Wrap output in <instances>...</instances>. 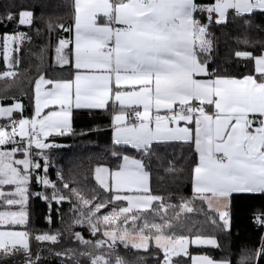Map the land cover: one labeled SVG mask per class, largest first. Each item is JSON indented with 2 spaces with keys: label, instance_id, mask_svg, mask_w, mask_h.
Here are the masks:
<instances>
[{
  "label": "snow or ice",
  "instance_id": "snow-or-ice-1",
  "mask_svg": "<svg viewBox=\"0 0 264 264\" xmlns=\"http://www.w3.org/2000/svg\"><path fill=\"white\" fill-rule=\"evenodd\" d=\"M72 8V25H55L74 31V43L60 39L56 48L57 62L74 69L70 78L48 79L40 73L32 82L31 117L24 116L20 100L7 95L11 84L0 90V205L20 206L19 211H0V226L27 224L24 206L34 177L51 189L50 196L35 194L50 209L52 202L72 203L73 211L79 213L73 223L86 224L93 236L102 233L95 241L72 233L84 250L54 252L63 264H84L85 260L87 264H130L115 254L118 243L148 254L154 246L156 264H178L175 258L188 256L190 245L218 248L216 237L192 227L183 234V217L195 211L193 203L198 199L206 205V211L201 209L206 219L229 230L233 194L264 195V39L257 42L259 55L235 51L236 58L254 62V73L237 78L210 67L213 39L209 26L226 23L231 14L251 28V16L264 13V0L206 4L196 0H73ZM196 12L206 13L208 23L197 19ZM18 17L20 25L30 26L34 13L20 11ZM6 19L12 21L15 16L8 12ZM257 27L264 32V27ZM25 39L30 37L24 33L5 32L0 37V58L7 69L0 79L16 82L20 59L14 54L20 53ZM237 43L247 48L253 42L244 38ZM70 44L71 59L65 54ZM109 103L113 105V144L118 146L112 155L121 162L115 169L102 165L94 169L98 188L91 190L90 197L62 172L56 181L51 180L46 150L58 145L49 138L73 133L74 109H107ZM173 142H188L197 154L191 169L193 199H182L179 205L167 204L153 193L149 170L159 146ZM129 148L139 158L124 154ZM168 170L174 171V166ZM255 220L264 226V213ZM59 238V233L35 236L53 245ZM261 239L258 247L241 255L238 264H264ZM10 257H19L20 264H40L41 260L31 250L28 232L0 231V259ZM191 260L192 264H232L230 259L218 261L207 255ZM135 264H148V260L141 256Z\"/></svg>",
  "mask_w": 264,
  "mask_h": 264
},
{
  "label": "trees",
  "instance_id": "trees-1",
  "mask_svg": "<svg viewBox=\"0 0 264 264\" xmlns=\"http://www.w3.org/2000/svg\"><path fill=\"white\" fill-rule=\"evenodd\" d=\"M72 0H0V37L5 32L12 34L22 32L30 37L25 39L18 55L20 64L19 76L12 84L11 80L0 79V90L11 84L7 95L16 97L24 105V116L31 117L34 110V96L32 82L40 73H45L48 79L70 78L73 72L71 65L61 66L57 62L56 48L60 39H66L68 33L56 27L57 23H63L65 27L72 25ZM198 4H206L213 0H196ZM20 11H31L34 13L32 25H20L18 14ZM8 12L14 14L15 19L8 21ZM195 17L203 23H208L205 13L196 12ZM252 27L245 23L243 19L229 15L224 24L211 23L209 32L213 39L210 67L219 68L221 72L242 77L243 75L254 73L253 62L250 60L238 59L235 57L236 50H248L254 55L260 54L259 44L264 39V32H258V27H264V13L256 12L251 16ZM52 26L50 27L49 22ZM244 38L252 41V45L245 48L243 44H238V40ZM2 41V40H0ZM70 45L65 49V54L70 58ZM7 70L0 58V73ZM7 103H11L9 99ZM113 115V105L109 104L107 109H74L72 115L73 133L63 137H50L58 147L46 150L50 156L48 176L51 180H57V168L64 174L66 180L76 186L85 189V194L91 196V190L98 188L93 178L94 169L98 165L115 169L121 162L112 155L118 146L113 144L111 120ZM19 118V114H16ZM3 122V121H0ZM160 150L152 157L150 167L151 189L154 194L164 197L167 204L179 205L183 200H192L191 189V169L197 160V154L192 144L188 142H173L168 145L159 146ZM134 158H139V154L134 149H128L126 153ZM41 163H43L41 161ZM174 166V171H169V167ZM40 170V175H43ZM41 186L35 178L29 185L26 212L28 215L25 226H15L29 233V243L34 254L39 253L40 264H63L61 258L53 253L65 248H74L83 251L84 246L79 244L72 237V233L79 232L85 240L95 241L101 234L93 236L86 225L73 223L78 212L73 211V204L64 202L56 204L52 202L51 209L49 203L40 196ZM46 194L47 191H45ZM126 206V204H125ZM159 205H157L158 207ZM193 213L184 215L185 228L183 234L187 233V228L192 227L199 230L204 235L216 237L219 243L218 248L211 246H189L188 256L175 258L178 264H190V256L194 253L208 255L215 260L230 259L232 264H238L240 257L248 250L258 247L264 237V226L256 223L255 217L264 213V195L260 194H233L229 207L230 228L224 230L222 227L211 224L206 219L203 208L206 205L200 200H194ZM169 215H173L169 212ZM51 217V222H49ZM219 222V218L217 217ZM222 223V222H219ZM180 229L178 228L177 231ZM60 234L59 243L53 245L50 242H39L35 239L38 234ZM89 251L92 249L89 248ZM153 246L151 254L143 251H136L125 248L122 244H117L115 254L135 264L141 256L148 260V264H156L152 256L156 253ZM162 255V254H161ZM0 264H20L19 257L0 259ZM87 264V261H84Z\"/></svg>",
  "mask_w": 264,
  "mask_h": 264
},
{
  "label": "crops",
  "instance_id": "crops-1",
  "mask_svg": "<svg viewBox=\"0 0 264 264\" xmlns=\"http://www.w3.org/2000/svg\"><path fill=\"white\" fill-rule=\"evenodd\" d=\"M73 1V0H72ZM16 33H19V32H16ZM12 34H15V33H12ZM69 35H70V39H71V41H73V43H74V31L73 32H69ZM0 47L2 46V41H0ZM72 44H70V47L72 48ZM70 58H72L71 57V52H70ZM254 63V62H253ZM74 71V70H73ZM73 73V72H72ZM237 78H241V77H237ZM62 79H68V78H62ZM109 104H111V103H109ZM112 105V104H111ZM111 131H112V139H113V130H112V120H111ZM194 147V146H193ZM191 189H192V185H191ZM192 193H193V191H192ZM1 208H7V207H5V206H0ZM13 208H18V206H15V207H13ZM12 208V209H13ZM25 211H26V208H25ZM9 230H14V231H24L23 229H21V228H13V227H11V226H0V231H9ZM191 246H195V245H191ZM203 255H205V254H202V253H194V254H191V256H190V264H192V260H191V257H194V256H203ZM208 256V255H207ZM219 261V260H218Z\"/></svg>",
  "mask_w": 264,
  "mask_h": 264
},
{
  "label": "rangeland",
  "instance_id": "rangeland-1",
  "mask_svg": "<svg viewBox=\"0 0 264 264\" xmlns=\"http://www.w3.org/2000/svg\"><path fill=\"white\" fill-rule=\"evenodd\" d=\"M19 33H22V32H19ZM1 44V43H0ZM2 47V46H1ZM8 104H10V103H8ZM59 172V168H57V173ZM40 186H41V190H42V194H46L45 193V191H47V193H48V195L50 196L51 195V189H46L42 184H39ZM0 206H2V205H0ZM27 207V203H26V205L24 206V210H25V208ZM9 210H12V211H19L20 210V206H18V208H1L0 207V211H9ZM108 210H110V208L109 209H107V210H101L102 211V213L103 212H105V211H108ZM85 211H86V209H85ZM76 216H78V215H75L74 216V219H75V217ZM74 219H73V221H74ZM79 225V224H78ZM86 225V224H85ZM87 226V225H86ZM88 227V226H87ZM89 228V227H88ZM101 235H102V233H101ZM101 235L97 238V239H99V238H101Z\"/></svg>",
  "mask_w": 264,
  "mask_h": 264
},
{
  "label": "built area",
  "instance_id": "built-area-1",
  "mask_svg": "<svg viewBox=\"0 0 264 264\" xmlns=\"http://www.w3.org/2000/svg\"><path fill=\"white\" fill-rule=\"evenodd\" d=\"M205 15H207L206 13H205ZM68 27V26H67ZM66 27V28H67ZM68 33V36L66 37V39L65 40H70L71 41V39H70V35H69V32H67Z\"/></svg>",
  "mask_w": 264,
  "mask_h": 264
}]
</instances>
